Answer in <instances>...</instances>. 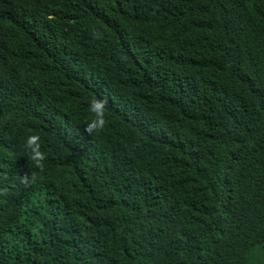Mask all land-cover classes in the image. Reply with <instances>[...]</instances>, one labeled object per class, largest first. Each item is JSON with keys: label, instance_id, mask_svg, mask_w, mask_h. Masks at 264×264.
<instances>
[{"label": "trees", "instance_id": "trees-1", "mask_svg": "<svg viewBox=\"0 0 264 264\" xmlns=\"http://www.w3.org/2000/svg\"><path fill=\"white\" fill-rule=\"evenodd\" d=\"M0 264H264V0H0Z\"/></svg>", "mask_w": 264, "mask_h": 264}, {"label": "clouds", "instance_id": "clouds-1", "mask_svg": "<svg viewBox=\"0 0 264 264\" xmlns=\"http://www.w3.org/2000/svg\"><path fill=\"white\" fill-rule=\"evenodd\" d=\"M93 107L96 108V109H98L100 107V105L99 104H95Z\"/></svg>", "mask_w": 264, "mask_h": 264}]
</instances>
